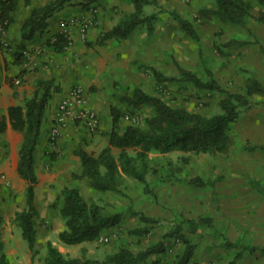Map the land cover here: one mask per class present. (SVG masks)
Segmentation results:
<instances>
[{"label":"rangeland","instance_id":"374dc122","mask_svg":"<svg viewBox=\"0 0 264 264\" xmlns=\"http://www.w3.org/2000/svg\"><path fill=\"white\" fill-rule=\"evenodd\" d=\"M96 1L90 0L98 8L97 16L99 5ZM157 1L162 7L173 9L188 19L197 38L187 35L167 11L145 5V13H156L152 32L141 24L128 38L106 43L104 48L110 52L112 49L119 70H115V77L108 83L101 79L100 83L83 87L86 102L88 96L107 102L109 116L110 107H117L121 113V128L126 124L143 125L154 113L149 106L132 108L120 101V96L135 86L161 97L172 106H183L202 114L220 112L219 93L198 89L181 80L159 83L149 66L165 75H177V65H180L203 79L208 77V68L231 92L244 91L251 78L258 79L264 86V21L257 19L263 8L256 0H249L251 15L244 26L214 13L201 15V8H216L214 0ZM86 2L83 0L82 4L88 7ZM102 4L107 10L113 6V17L117 22L133 8L130 0H104ZM3 39L8 42L7 46L3 45ZM230 39L244 43H229ZM0 45L12 49L7 34H0ZM114 64L110 60L107 62L110 69ZM56 98L57 93L49 102L50 106ZM252 100V106L242 109L237 119L228 124L230 145L226 152H150L146 174L149 189L135 178L122 174L118 179V192H99L82 178L79 166L71 167L67 174H59L55 184L47 189L48 195H43V189L36 193L35 247L38 253L33 260L15 219L16 211L25 208V190L22 193L13 191L0 177L2 251L11 264H37L46 254L47 240L69 256L99 259L122 246L137 251L162 240L165 250L151 254L138 264H171L182 251L183 243L175 235L167 234L180 225L181 231L195 244L190 264H227L237 253L236 264H264V250L261 249L264 248V101L260 95H255ZM106 125L110 128L111 121L108 120ZM45 126L46 118H43L41 134ZM61 136L62 133L54 141L48 137L52 154L57 153L54 149ZM99 148L93 151L98 152ZM117 151L113 148L115 154ZM181 156L188 157V161L183 162ZM195 176L203 182H189ZM64 186L77 187L85 199L101 204L105 213H119V222L103 228L94 240L70 245L60 242L57 233L64 227V219L58 209L59 203L57 206L52 203ZM198 215L211 216L212 223L190 232L187 219ZM141 216L153 219L146 221Z\"/></svg>","mask_w":264,"mask_h":264},{"label":"trees","instance_id":"16d2710c","mask_svg":"<svg viewBox=\"0 0 264 264\" xmlns=\"http://www.w3.org/2000/svg\"><path fill=\"white\" fill-rule=\"evenodd\" d=\"M73 0H48L44 4L31 8L28 17L20 28V47L24 41L30 40L38 31L47 25V19L67 2ZM132 11L118 20L108 30L100 31L99 43L106 40H124L134 29L141 24L152 32L156 13H145V5H155L158 11H167L179 26L192 38H197V32L192 23L183 18L177 11L162 7L157 0H130ZM263 8L257 16L259 21H264V0H256ZM216 8H201V15L214 13L232 23L246 25L251 15V2L249 0H214ZM18 0H0V25L7 29L12 21V13L16 10ZM229 43H244L243 40L230 39ZM53 49L61 51L66 45V38L56 34V40L50 42ZM21 51L13 52L19 59ZM155 80L164 81L181 80L190 82L198 89H205L220 94L218 106L220 112L202 114L189 110L183 106H172L161 97L144 91L139 86L133 87L129 92L120 96V101L132 108L149 106L153 114L145 119L143 125L126 124L119 126L121 113L117 107H110L111 125L107 133V145L98 153L93 154L78 148L82 178L99 192H118V179L125 174L135 178L149 189L146 177L148 170V154L150 152L167 153L173 150L194 153H224L230 145L228 124L239 116L242 109L252 106V97L262 96L264 101V86L256 78H251L244 91H229L216 79L213 72L206 68L207 79L201 78L195 72L177 65V75H165L159 69L148 67ZM39 89L28 98L24 105H11L8 107V117L11 127L21 131V141L18 154L17 174L26 180L25 208L15 213V219L20 227L21 235L26 241L31 260L38 253L36 242V208L34 206L35 185L37 175L35 172V147L40 133V125L44 111L51 99L50 80H40ZM4 123L0 121V131ZM113 148L118 151L115 154ZM131 150V151H130ZM183 162L188 157L181 156ZM189 182L201 184L203 181L195 176ZM57 200L52 204L58 206L60 215L64 219V227L57 233L60 242L75 244L91 241L100 235L103 228L116 225L120 220L119 213H105L101 204L85 199L80 190L75 186H64ZM152 220L153 218H144ZM0 213V231L2 225ZM212 218L208 215L187 219L190 232L196 231L202 225H211ZM141 231V230H139ZM167 235H175L183 243L182 251L176 255L171 264H190L195 250V244L182 231L181 226H175ZM264 250V248H261ZM165 250L163 241H157L144 249L133 251L127 246H122L115 251L106 253L101 259L91 257L69 256L60 251L50 240L46 241V254L37 264H138L144 262L151 254H159ZM239 258L237 253L227 264H236ZM0 264H11L8 256L2 251L0 244ZM210 264V263H203Z\"/></svg>","mask_w":264,"mask_h":264},{"label":"crops","instance_id":"0c3cea01","mask_svg":"<svg viewBox=\"0 0 264 264\" xmlns=\"http://www.w3.org/2000/svg\"><path fill=\"white\" fill-rule=\"evenodd\" d=\"M48 0H18L16 10L12 13V21L6 29L8 40L12 49L0 45V121L4 123V129L0 131V172L5 173L8 184L13 191L22 193L26 187V180L21 178L16 171L18 164V150L23 139L21 131L11 127L7 109L11 105H24L25 101L32 97L39 89L40 80H50L51 100L57 93L52 106L49 105L44 111L43 118H46L44 132L39 133L35 147V172L37 183L35 186V198L39 189L44 190V196L48 195V188H51L59 177V174L71 172V167L79 166L80 161L76 155L78 148L88 152L98 153L108 141L106 122L111 121L107 102H100L93 96H88L86 105L91 106L97 112L99 125L95 132L86 129L80 120H67L63 127L62 136L58 139L56 154L50 151L48 132L52 125L58 102L68 93L74 83H80L86 88L90 84L100 83L106 79L108 83L115 77V70H119L116 64L114 52L107 51L104 47L113 42L121 40L110 39L99 43L100 31L108 30L116 21L114 18L113 6L107 10L103 8L104 0H97L99 12L95 21L86 33V39L82 40L78 29L70 28L72 43L64 46L61 51H56L49 43L61 29L60 22L73 17H79L87 13V6H83V0L67 2L60 9L56 10L48 19L47 25L42 31H38L30 40L24 41L20 47V28L28 17L34 6L44 4ZM101 3V4H100ZM114 3H111L112 5ZM135 30V29H134ZM134 33V31L132 32ZM107 43V45H106ZM21 51L19 59L13 56V52ZM26 50L25 54L22 52ZM100 53V54H99ZM102 55V56H100ZM111 61L112 68L107 66ZM107 70V71H106ZM19 78L20 83H14L13 79ZM47 105V106H48ZM48 109V114L46 111ZM106 117V119H104ZM92 146H95L94 148ZM100 146L98 152L97 150ZM46 193V194H45Z\"/></svg>","mask_w":264,"mask_h":264},{"label":"built area","instance_id":"2783aa9c","mask_svg":"<svg viewBox=\"0 0 264 264\" xmlns=\"http://www.w3.org/2000/svg\"><path fill=\"white\" fill-rule=\"evenodd\" d=\"M89 5L87 7V13L79 17H73L68 20H62L60 22L61 29L58 33H61L66 38V45L68 46L72 43V37L70 33V26H75L78 29L79 36L82 40L86 39V33L90 26L95 21V16L98 11L96 5L90 0H87ZM0 25V34L4 36L6 34V29ZM56 40V36L52 38L51 42ZM3 45L7 46L8 42L2 40ZM27 52L24 50L22 53ZM14 83H20L19 78L13 79ZM80 120L83 125L89 131H94L99 125V117L97 112L86 105V100L84 96V90L80 83H74L68 90V93L58 102L56 107V112L54 114V119L51 127L49 128L48 137L51 141L56 140L62 133L64 125L67 123V120ZM1 179L6 183L4 174H1Z\"/></svg>","mask_w":264,"mask_h":264}]
</instances>
